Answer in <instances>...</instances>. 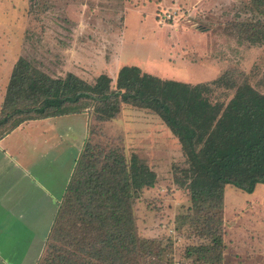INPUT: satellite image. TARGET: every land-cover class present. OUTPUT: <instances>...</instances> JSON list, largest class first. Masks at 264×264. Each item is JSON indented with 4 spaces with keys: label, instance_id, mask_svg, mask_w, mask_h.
I'll return each mask as SVG.
<instances>
[{
    "label": "rangeland",
    "instance_id": "obj_1",
    "mask_svg": "<svg viewBox=\"0 0 264 264\" xmlns=\"http://www.w3.org/2000/svg\"><path fill=\"white\" fill-rule=\"evenodd\" d=\"M254 1L0 0V117L7 115L3 99L20 58L55 79L74 74L95 84L108 75L113 90L118 72L136 67L143 75L206 85L213 104L227 105L238 88L249 84L261 94L255 102L264 105V43L252 44L247 35L249 26L264 20V14L250 11ZM89 104L84 100L80 105ZM94 108L84 112L89 118L84 151L89 148L103 164V156L112 152L127 159L136 154L157 174L134 214L138 235L155 240L164 252L142 264H200L198 254L189 250L210 240L187 220L196 210L183 185L188 164L178 138L152 111L123 104L106 121ZM66 159H56L64 167V183L76 166ZM222 216L221 264H264V185L253 194L227 186Z\"/></svg>",
    "mask_w": 264,
    "mask_h": 264
},
{
    "label": "trees",
    "instance_id": "obj_2",
    "mask_svg": "<svg viewBox=\"0 0 264 264\" xmlns=\"http://www.w3.org/2000/svg\"><path fill=\"white\" fill-rule=\"evenodd\" d=\"M263 6L264 0H255L249 9L264 14ZM260 21L247 28L252 44L264 43ZM111 84L108 75L95 84L74 74L55 79L20 58L7 85L2 104L7 115L0 117V127L16 116L11 129L27 121L84 113L91 106L106 121L113 120L123 104L152 111L182 146L188 164L183 185L196 210L187 220L210 240L189 254H198L200 264H221L225 188L253 194L264 185V105L255 102L261 94L243 84L227 105L213 104L206 85L143 75L136 67L122 68L114 90ZM84 100L91 104L82 107ZM103 157L104 164L89 148L83 152L48 255L38 264H142L162 256L164 250L155 240L138 235L134 214L137 200L155 186L157 174L136 154L129 159L115 152Z\"/></svg>",
    "mask_w": 264,
    "mask_h": 264
},
{
    "label": "crops",
    "instance_id": "obj_3",
    "mask_svg": "<svg viewBox=\"0 0 264 264\" xmlns=\"http://www.w3.org/2000/svg\"><path fill=\"white\" fill-rule=\"evenodd\" d=\"M72 115H77L73 121ZM88 121L79 113L27 121L7 131L0 127V264H38L46 253L86 146ZM59 157L76 162L66 183Z\"/></svg>",
    "mask_w": 264,
    "mask_h": 264
}]
</instances>
